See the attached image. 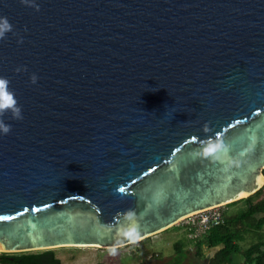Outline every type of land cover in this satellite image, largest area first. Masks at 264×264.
Wrapping results in <instances>:
<instances>
[{
	"label": "water",
	"instance_id": "95a60500",
	"mask_svg": "<svg viewBox=\"0 0 264 264\" xmlns=\"http://www.w3.org/2000/svg\"><path fill=\"white\" fill-rule=\"evenodd\" d=\"M35 2L0 0V251L125 245L264 185V0Z\"/></svg>",
	"mask_w": 264,
	"mask_h": 264
},
{
	"label": "rangeland",
	"instance_id": "374dc122",
	"mask_svg": "<svg viewBox=\"0 0 264 264\" xmlns=\"http://www.w3.org/2000/svg\"><path fill=\"white\" fill-rule=\"evenodd\" d=\"M245 205L244 201H239L237 203L220 205L216 209L222 211L224 215H229L239 212L240 209L245 207ZM199 215L200 213H197L191 217L181 219L175 225L165 230L125 245L115 247L63 245L54 247L53 249L55 250L57 257L63 262L69 264H90L95 262L118 264H162L164 260H168L169 257L175 253V242L181 241L180 244L182 248L180 249V254L184 255L186 248L192 250L191 254H189L190 257L188 254L186 255V257L188 256L186 262H190L193 259L192 261H200L199 263L201 264H210V255H212V252H216L221 245L209 247L205 243L202 247V256H194L193 251L195 249V241L197 238L202 239L206 237L209 231H205L198 222L195 224L190 223V221L196 219ZM256 241H264V227L260 233L255 234L249 231L244 234V238L239 244L242 249H245ZM242 260V255L233 253V260L230 264H240Z\"/></svg>",
	"mask_w": 264,
	"mask_h": 264
},
{
	"label": "trees",
	"instance_id": "16d2710c",
	"mask_svg": "<svg viewBox=\"0 0 264 264\" xmlns=\"http://www.w3.org/2000/svg\"><path fill=\"white\" fill-rule=\"evenodd\" d=\"M264 173V168H263ZM245 202V207L235 214L224 215L223 221L212 227L206 237L198 239L194 244V256H202V247L206 243L209 247L221 245L210 258V264H230L233 253L240 254L243 260L240 264H264V241L253 242L249 247L242 249L239 242L249 231L257 234L264 227V185L255 193L230 203ZM181 241H176L175 253L163 264H188L192 250L185 249L180 254ZM184 253V252H182ZM188 256L186 257V255ZM176 260V261H174ZM0 264H69L57 257L53 248L42 250H27L17 252H0ZM90 264H118L95 262ZM190 264V263H189Z\"/></svg>",
	"mask_w": 264,
	"mask_h": 264
},
{
	"label": "clouds",
	"instance_id": "9594fccd",
	"mask_svg": "<svg viewBox=\"0 0 264 264\" xmlns=\"http://www.w3.org/2000/svg\"><path fill=\"white\" fill-rule=\"evenodd\" d=\"M27 4L35 5V0H24ZM13 28L12 23L7 18V16H0V38H2L8 31ZM21 40L23 37L20 38ZM19 70V69H17ZM37 75L32 74V80L35 82ZM9 80L6 77H0V133H7L11 129L12 125L3 118V111L10 110L12 118H22V106L18 104L13 91L8 87ZM129 215H132V212L129 211Z\"/></svg>",
	"mask_w": 264,
	"mask_h": 264
},
{
	"label": "built area",
	"instance_id": "2783aa9c",
	"mask_svg": "<svg viewBox=\"0 0 264 264\" xmlns=\"http://www.w3.org/2000/svg\"><path fill=\"white\" fill-rule=\"evenodd\" d=\"M217 207L218 206L211 207V208L198 212L200 213V215L197 216L196 219H193L192 221H190V223L195 224L196 222H198L205 229V231L210 230L212 227L219 225L223 221L224 213L216 209ZM191 216H188V217H191Z\"/></svg>",
	"mask_w": 264,
	"mask_h": 264
},
{
	"label": "flooded vegetation",
	"instance_id": "af4514ba",
	"mask_svg": "<svg viewBox=\"0 0 264 264\" xmlns=\"http://www.w3.org/2000/svg\"><path fill=\"white\" fill-rule=\"evenodd\" d=\"M189 257H190V256H189ZM192 260H193V259H192ZM192 260L189 262L190 264H201V263H199L200 261L196 262L195 260H194V261H192ZM166 261H167V260H164L163 263L166 262ZM186 261H187V259H186ZM163 263H162V264H163ZM189 263H188V264H189ZM209 263H210V259H209Z\"/></svg>",
	"mask_w": 264,
	"mask_h": 264
},
{
	"label": "crops",
	"instance_id": "0c3cea01",
	"mask_svg": "<svg viewBox=\"0 0 264 264\" xmlns=\"http://www.w3.org/2000/svg\"><path fill=\"white\" fill-rule=\"evenodd\" d=\"M211 258V257H210Z\"/></svg>",
	"mask_w": 264,
	"mask_h": 264
}]
</instances>
